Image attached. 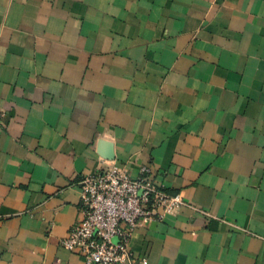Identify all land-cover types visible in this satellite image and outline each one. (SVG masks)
<instances>
[{
    "label": "crops",
    "instance_id": "obj_1",
    "mask_svg": "<svg viewBox=\"0 0 264 264\" xmlns=\"http://www.w3.org/2000/svg\"><path fill=\"white\" fill-rule=\"evenodd\" d=\"M112 165L186 202L135 264H264V0H0V264H85Z\"/></svg>",
    "mask_w": 264,
    "mask_h": 264
},
{
    "label": "built area",
    "instance_id": "obj_2",
    "mask_svg": "<svg viewBox=\"0 0 264 264\" xmlns=\"http://www.w3.org/2000/svg\"><path fill=\"white\" fill-rule=\"evenodd\" d=\"M81 188L83 218L61 245L78 252L85 264H135L130 250L134 232L186 206L181 195L167 194L154 181L148 166L133 179L124 168L112 165L86 175Z\"/></svg>",
    "mask_w": 264,
    "mask_h": 264
},
{
    "label": "water",
    "instance_id": "obj_3",
    "mask_svg": "<svg viewBox=\"0 0 264 264\" xmlns=\"http://www.w3.org/2000/svg\"><path fill=\"white\" fill-rule=\"evenodd\" d=\"M103 147L105 148V147H106V145H104V144H103Z\"/></svg>",
    "mask_w": 264,
    "mask_h": 264
}]
</instances>
